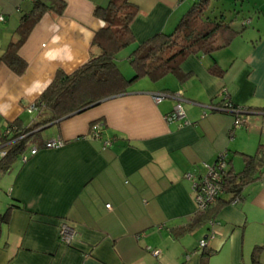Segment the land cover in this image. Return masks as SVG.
<instances>
[{"label":"crops","instance_id":"crops-1","mask_svg":"<svg viewBox=\"0 0 264 264\" xmlns=\"http://www.w3.org/2000/svg\"><path fill=\"white\" fill-rule=\"evenodd\" d=\"M63 1L62 15L45 13L19 48L26 63L22 75L0 62V152L7 150L3 134L9 125L25 129L36 123L37 113L28 108L41 94L27 95L26 87L52 83L58 71L69 75L100 53L93 40L104 23L94 10L110 0ZM128 1L137 8L129 26L134 41L118 53L117 66L137 46L173 29L198 0ZM227 2L210 0L205 15L224 16L240 32L228 46L212 55L191 54L161 79H140L125 93L40 127L28 138L26 162L18 156L0 171V264H250L255 247L264 264V164L241 188L238 204L230 205L232 195L223 193L207 210L212 224L183 230L197 217L186 173L199 179L203 164H213L226 151L227 171L237 175L243 156L264 151V19L251 31L250 20L241 28L244 19L238 23L225 15ZM31 9L32 0H0V56ZM54 36L60 38L55 43ZM65 45L72 61L45 58L53 50L62 56ZM130 68L119 69L126 79L134 74ZM221 91L232 105L248 110L244 126L234 128L232 114L210 109L221 105ZM156 93L179 95L185 119L166 121L177 100L155 104ZM95 123L101 125L97 139L91 136ZM56 138L62 147H44ZM105 142L111 145L104 147ZM63 226L69 244L60 239ZM210 235L205 249L210 255L204 258L198 242Z\"/></svg>","mask_w":264,"mask_h":264},{"label":"trees","instance_id":"trees-1","mask_svg":"<svg viewBox=\"0 0 264 264\" xmlns=\"http://www.w3.org/2000/svg\"><path fill=\"white\" fill-rule=\"evenodd\" d=\"M209 3L210 0L196 1L171 33H159L137 46L128 57L134 73L130 79H126L119 71L116 56L134 41L129 26L137 8L128 0H110L104 7H96L94 16L104 23L93 40V45L100 50L99 55L92 56L69 75L61 71L56 73L50 86L36 102L39 110L35 124L25 129L11 124L16 127V131L10 138H3V143L8 145L6 155L0 160V171L5 172L25 152L26 141L36 134V129L55 123L104 99L121 95L130 85L145 77L157 81L167 73L176 71L180 63L191 54L211 55L228 46L240 32L231 27L230 21L225 22L224 16L213 19L207 17L205 13ZM65 7L63 0H32L31 11L20 20L15 37L0 56V62L14 74L22 75L26 70V63L18 56L19 48L45 13L60 16ZM245 27L241 24V28ZM216 70L215 67L210 68L213 73ZM243 160L244 168L241 173L233 175L226 170L223 177V193L232 195L230 201L240 197L241 188L263 166L264 151L259 150L253 156H243ZM208 212L210 211L197 214L195 220L183 230L188 232L199 224L210 221ZM260 251L259 247L253 249L250 264H262ZM201 254L206 258L210 252L204 249Z\"/></svg>","mask_w":264,"mask_h":264},{"label":"built area","instance_id":"built-area-1","mask_svg":"<svg viewBox=\"0 0 264 264\" xmlns=\"http://www.w3.org/2000/svg\"><path fill=\"white\" fill-rule=\"evenodd\" d=\"M3 20L2 16L0 15V22ZM249 24V21H243L242 25L246 26ZM174 98L177 100L176 105L173 107V110L171 114L167 115L165 117L166 121L172 122V121H182L185 119V112L182 107V100L179 95H166L161 93H156L152 95V99L155 104L160 103L165 98ZM219 97L222 99L221 105L218 107H211V110L214 111H220L232 114L235 119L233 123L234 128H240L245 125L246 118L248 117V110L242 107H236L232 105V103L229 101V97L227 92L221 91L219 93ZM39 110V107L37 104H33L28 108L29 113H37ZM184 125L187 124V122L184 121ZM16 131V127L13 125H9L5 131L3 136L8 137L12 133ZM92 137L94 139L100 138L101 136V125L99 123H95L92 127ZM22 138V137H21ZM19 138V139H21ZM111 145V142H105L104 147H109ZM63 146V141L60 138H56L53 140L46 141L44 143V147L46 149H57ZM37 152L35 148H31L29 150V155H34ZM6 155V151L0 152V157H4ZM27 155L25 153L20 155L21 162H26ZM203 174L200 176L199 179L192 174V173H186L184 175V179L188 180L191 183V190L194 193V201L196 206V213L202 214L206 212L208 209H210L218 200V198L223 194V184H224V174L226 173L227 167H228V159H227V153L226 151L220 153L218 157L216 158L215 162L213 164H203ZM240 201V197H235L233 200L230 201V205L235 206ZM106 208H109V205L106 206ZM213 221H210V224H212ZM69 229L66 227H62L60 231V239L63 243L69 244L70 238L68 237ZM208 238H212V235L210 237H207L206 239H202L198 242V250H204L207 248V242ZM151 254L153 256H158V251H151Z\"/></svg>","mask_w":264,"mask_h":264},{"label":"rangeland","instance_id":"rangeland-1","mask_svg":"<svg viewBox=\"0 0 264 264\" xmlns=\"http://www.w3.org/2000/svg\"><path fill=\"white\" fill-rule=\"evenodd\" d=\"M224 5H225L224 9L226 11L225 15L232 20L233 18H235L234 22L239 23L243 19L245 21L250 20L251 24L248 26V29H247L248 31H251L253 28H256L257 26H260L262 24L261 22L264 19V11L258 12V9L259 7H264V0H231V2H227ZM257 16H259L258 18H260V20L257 18ZM173 29H171L166 34L171 33ZM121 52H125V51H121ZM120 56H123V53H121ZM126 66H130L127 60L124 61L123 64L122 63L118 64L117 67L118 69H120L121 72L124 73ZM133 76L134 74H132V76L130 77L132 78ZM3 195L4 194L2 192L0 196H3Z\"/></svg>","mask_w":264,"mask_h":264},{"label":"clouds","instance_id":"clouds-1","mask_svg":"<svg viewBox=\"0 0 264 264\" xmlns=\"http://www.w3.org/2000/svg\"><path fill=\"white\" fill-rule=\"evenodd\" d=\"M53 43L57 42L60 38L58 36H54L53 38ZM63 55H60V51L59 50H53V51H49L45 53V58L48 59L49 61H54L57 59H60L62 62L63 61H72L73 60V55L71 52L70 47H68L67 45L64 46L63 48ZM51 84V80H48L47 82H44L43 85L41 84L40 81H35L33 82L32 85L28 86L25 88V93L27 95H32L34 92H36L37 90H39V94H42L43 91L46 90V88L48 86H50Z\"/></svg>","mask_w":264,"mask_h":264}]
</instances>
